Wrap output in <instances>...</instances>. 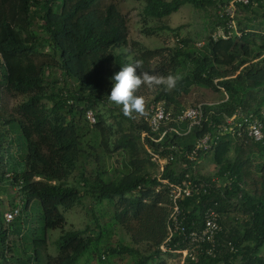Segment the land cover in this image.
<instances>
[{"label": "trees", "instance_id": "obj_1", "mask_svg": "<svg viewBox=\"0 0 264 264\" xmlns=\"http://www.w3.org/2000/svg\"><path fill=\"white\" fill-rule=\"evenodd\" d=\"M225 1L143 0L142 34L163 30L176 38L172 48L149 49L129 40L126 17L112 1L0 0V199L3 194L8 198L0 208V264H81L82 259L102 264L118 255L132 256V264L155 263L171 202L147 148L161 158L173 147L189 151L208 123L186 135L169 133L152 142L150 137L158 136L150 132L145 114L140 117V111L132 110L124 115L121 105L109 102L110 77L140 60L143 71L176 78L170 90L163 84L142 85L135 95L143 101L151 96L145 108L153 102L174 113L191 107L182 99L196 86L222 94L220 101L205 106L209 122L217 123L237 109L244 115L264 111V41L259 32L264 28L254 30V19L242 23L236 16L240 37L211 40L224 23L217 3ZM262 1L239 5L238 14L257 15ZM187 4L208 17L199 47L193 38L180 37L181 26L165 23ZM6 96L13 100L11 107L3 102ZM89 110L93 124L86 119ZM184 129L185 124L178 126ZM215 142L198 160L211 155L217 182L194 174L197 164H185L182 158L169 162L160 174L174 184L189 174L186 180L207 185L205 192L183 196L178 203L186 231L192 223L195 230L202 228L206 208L215 210L221 226L214 257L203 244L195 259L186 257L181 264H264V141L226 135ZM103 204L112 207L108 216ZM77 207L87 222L65 230L64 214ZM16 208L18 215L6 223L3 214ZM114 224L130 232V244L105 243L106 229ZM54 230L60 235L51 255L47 236ZM140 244L145 246L140 249ZM173 245L186 248L179 236L171 249Z\"/></svg>", "mask_w": 264, "mask_h": 264}, {"label": "built area", "instance_id": "obj_2", "mask_svg": "<svg viewBox=\"0 0 264 264\" xmlns=\"http://www.w3.org/2000/svg\"><path fill=\"white\" fill-rule=\"evenodd\" d=\"M256 2L257 0H227L224 3L218 2L217 14L224 23L223 25L220 24L217 26L212 32L210 35L211 40H228L232 37H240L242 32L238 29L236 24L238 7L239 5H254ZM260 35L264 41V31L260 32ZM206 105L210 104L199 103L177 113L167 110L162 102L150 103L145 108L144 114L147 126L151 133H155L158 136L156 139L150 137L152 142L158 143L169 133H174L178 136L186 135L192 129L201 128L204 123H208V130L195 141L193 147L189 151H180L173 147L172 151H169L165 157L161 158L158 153L151 152L150 149L147 148L151 156V161L157 166V170L160 174L163 172L165 165L171 161H177V158L179 160L182 158L185 164H189V162L197 164L199 162V155L210 151L216 143L215 141H217L220 136L228 135L231 137L247 138L255 143L264 141V122L262 121V118H264L263 110H261L260 113L244 115L240 109H237L230 116L223 115L222 120L215 123L208 121V113L205 111ZM86 119L90 124L95 122L94 116L90 110L86 112ZM181 124H185L184 130H178V126ZM142 137L148 138L149 135L147 133H142ZM2 163H6L5 157ZM185 164H183V166H185ZM193 170L195 171L196 168L193 167ZM195 173L196 172H194V174ZM160 174L157 175V178L159 182L166 187L167 196L171 202L167 221V233L164 241L159 246L160 250L178 254L181 264L186 257L192 260L195 259L196 254L201 251L202 245L206 244L208 246L206 249L207 255L214 257L216 245L215 238L221 230L215 210L213 208H206V210H204L203 226L200 230H195L194 223H192V229L186 231L184 226L185 216H183L178 206L183 196L190 197L196 193H203L207 185L202 182L198 183L196 181L186 180L189 179V174L185 175L184 178L186 179L182 180L180 184H174L165 179H160ZM212 182H217V179L213 178L211 180V183ZM210 185L211 184H209V186ZM17 215L18 208L6 211L3 217L5 222L9 223ZM175 236H179L181 243L186 244L185 249H175L177 247L174 245L173 249H171L170 244ZM230 252L234 253L235 249L231 247Z\"/></svg>", "mask_w": 264, "mask_h": 264}, {"label": "rangeland", "instance_id": "obj_3", "mask_svg": "<svg viewBox=\"0 0 264 264\" xmlns=\"http://www.w3.org/2000/svg\"><path fill=\"white\" fill-rule=\"evenodd\" d=\"M108 1H112L114 4H116L119 11L126 17L129 40L138 41L149 49L152 48L166 49L175 46L176 38H174L171 33H168L166 31L161 30L158 32V35L153 34L154 36H146L145 34H142V23L140 22L139 12L141 10L143 0H100V3L102 5ZM263 8L264 7H262L261 10L257 12V15L250 14L248 12L246 13L239 11L240 12V14H238L240 19L239 21H241L242 23H246L248 20L247 18L251 17L255 21L251 25V27L254 30H260V29L262 30L264 28V25L261 24V19L264 16ZM207 18L208 17L206 16L203 10L195 9L193 6L187 4L182 6L177 12L167 17L165 19V23L172 28L181 26L180 37L188 36L193 38L195 45L199 47L201 44V38H203L205 35L202 27L204 26ZM146 26L148 28H151L153 24L149 23ZM259 32H263V31H259ZM149 92H151V90H149ZM221 99H222V94L220 92H213L210 90L193 86L192 88H190V92L182 99V103L186 107H188V106H192L193 105L192 103L196 104L198 102H203L205 104H213L220 101ZM145 100H151V96L150 95L145 96ZM144 101H143V109L140 111V117L145 112ZM3 102L6 103V106L11 107L13 100L12 98L6 96ZM18 138L22 140L21 135L19 133H18ZM12 152H13V156H16L17 154L16 149H12ZM215 172H216V168L211 160L210 154H207L206 156H204V158H201L197 163L196 174H199L200 176L203 177H211L212 180L213 179L212 174H214ZM7 203H8V198L6 195L3 194L0 199V208L1 209L5 208L7 206ZM102 209H104L107 212L106 216H108L112 207L110 205L108 206L106 204H103ZM36 211L40 213V208L38 206L34 211V216L38 218L39 215ZM83 212L84 210L82 209V207H77L70 212H66L63 217L66 222V226L64 227V229L68 230L70 228L77 229L82 227L83 224L87 222V216ZM33 226L36 225L33 224ZM129 226L130 227L132 226L131 229L135 230V225L131 223ZM59 235H60V231L58 230H54L48 233L47 251L51 255H54L56 252L54 242ZM106 235H107V238L105 239L106 244L116 246L119 243V241H121L124 245L130 244V232L127 231V229L125 230V227L123 226L121 227L117 224H114L111 228L106 229ZM11 240H15V237H10L9 241ZM16 246L18 247L19 244L16 243ZM142 246L144 247L145 244H140L138 248L141 249L143 248ZM150 251L152 250L150 249ZM133 260L134 259L132 256L118 255L107 258L105 261H103L104 263L102 264H132ZM80 262L81 264H98L94 259H90V261L87 263L84 261V259H82ZM153 264H180V258L179 255L175 253H160L155 258V263Z\"/></svg>", "mask_w": 264, "mask_h": 264}, {"label": "clouds", "instance_id": "obj_4", "mask_svg": "<svg viewBox=\"0 0 264 264\" xmlns=\"http://www.w3.org/2000/svg\"><path fill=\"white\" fill-rule=\"evenodd\" d=\"M110 80L112 81V87L108 94V100L110 103L121 105L124 115H130L132 110L141 111L143 109V99L135 95V92L142 85L163 84L165 85V90H170L176 84V78L173 76L158 78L143 71L140 60L120 68L119 71L110 77Z\"/></svg>", "mask_w": 264, "mask_h": 264}, {"label": "crops", "instance_id": "obj_5", "mask_svg": "<svg viewBox=\"0 0 264 264\" xmlns=\"http://www.w3.org/2000/svg\"><path fill=\"white\" fill-rule=\"evenodd\" d=\"M262 5H264V0L262 1Z\"/></svg>", "mask_w": 264, "mask_h": 264}]
</instances>
